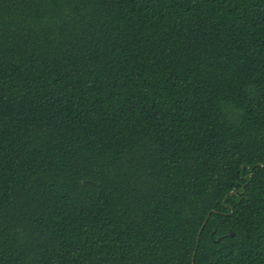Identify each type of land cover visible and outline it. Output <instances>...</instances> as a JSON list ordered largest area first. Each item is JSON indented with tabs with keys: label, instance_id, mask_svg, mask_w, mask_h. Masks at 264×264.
I'll return each instance as SVG.
<instances>
[{
	"label": "trees",
	"instance_id": "1",
	"mask_svg": "<svg viewBox=\"0 0 264 264\" xmlns=\"http://www.w3.org/2000/svg\"><path fill=\"white\" fill-rule=\"evenodd\" d=\"M0 264H264V0H0Z\"/></svg>",
	"mask_w": 264,
	"mask_h": 264
},
{
	"label": "water",
	"instance_id": "2",
	"mask_svg": "<svg viewBox=\"0 0 264 264\" xmlns=\"http://www.w3.org/2000/svg\"><path fill=\"white\" fill-rule=\"evenodd\" d=\"M210 215L211 214H209V216H208V219L210 218ZM206 225V222L204 223V225H203V227ZM203 227L201 228V230H200V233L202 232V230H203ZM234 233H232L230 236L231 237H234ZM199 241H200V238L198 237V239H197V248H198V245H199ZM196 254V251H195V253H194V255Z\"/></svg>",
	"mask_w": 264,
	"mask_h": 264
}]
</instances>
